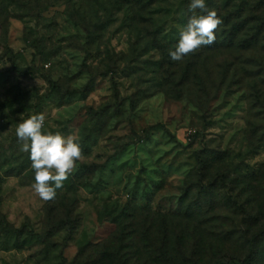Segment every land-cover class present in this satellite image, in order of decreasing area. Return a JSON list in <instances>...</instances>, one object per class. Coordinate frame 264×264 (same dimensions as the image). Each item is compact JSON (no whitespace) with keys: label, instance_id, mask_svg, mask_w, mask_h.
<instances>
[{"label":"rangeland","instance_id":"1","mask_svg":"<svg viewBox=\"0 0 264 264\" xmlns=\"http://www.w3.org/2000/svg\"><path fill=\"white\" fill-rule=\"evenodd\" d=\"M185 1L0 0V212L25 226L0 264H240L255 235L264 264V58L163 61ZM34 114L82 148L47 202L15 131Z\"/></svg>","mask_w":264,"mask_h":264},{"label":"clouds","instance_id":"2","mask_svg":"<svg viewBox=\"0 0 264 264\" xmlns=\"http://www.w3.org/2000/svg\"><path fill=\"white\" fill-rule=\"evenodd\" d=\"M189 8L195 12L200 9L206 14L193 15L186 27L180 31L175 50H169L173 61H180L203 46L215 42V31L222 21L215 10L206 8L205 0H191ZM43 114H34L17 124L16 136L21 142V151L29 153L31 168L34 171L32 188L43 201L56 198L57 190L82 158V148L74 134L67 137L59 132L44 133Z\"/></svg>","mask_w":264,"mask_h":264},{"label":"trees","instance_id":"3","mask_svg":"<svg viewBox=\"0 0 264 264\" xmlns=\"http://www.w3.org/2000/svg\"><path fill=\"white\" fill-rule=\"evenodd\" d=\"M191 0H186V12L188 19L195 15L206 14L201 12L200 9H196L195 12L189 8ZM206 8L215 10L218 18L222 23L215 31V42L209 46H204L208 49L216 51L232 50L240 52H248L257 50L259 56L264 58V0H205ZM252 27L250 28V26ZM255 30L254 35L239 36V32L243 30ZM164 50L163 61H168L170 65L174 62L169 61V53L165 52L167 47L161 46ZM168 63V64H169ZM264 67V66H263ZM264 80V79H263ZM53 84L51 80H49ZM197 160L201 168L206 167V161L202 157L201 153H197ZM27 169V168H26ZM25 168L17 172V176H21ZM10 172V171H8ZM10 173H8L9 176ZM1 202V200H0ZM68 226L69 231L73 230L74 224L71 219V215L66 214V217L59 223L58 226ZM0 226H2L6 234L20 236L25 234V226L23 228H16L10 224L3 214L0 212ZM29 236H36L31 230L26 231ZM258 235H255L251 240V251L248 256L240 264H256V260L259 256L257 251ZM83 252V250H82ZM222 264V263H216ZM232 264H239L236 260Z\"/></svg>","mask_w":264,"mask_h":264}]
</instances>
